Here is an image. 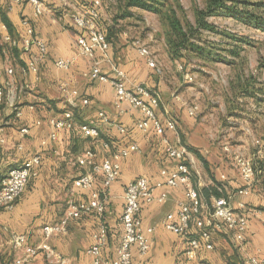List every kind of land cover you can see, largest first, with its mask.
Returning a JSON list of instances; mask_svg holds the SVG:
<instances>
[{
  "label": "crops",
  "instance_id": "1",
  "mask_svg": "<svg viewBox=\"0 0 264 264\" xmlns=\"http://www.w3.org/2000/svg\"><path fill=\"white\" fill-rule=\"evenodd\" d=\"M45 2L47 10L36 15L34 6L27 0H0V17L7 16L11 26L2 19L0 82L4 85L5 98L0 102V184L11 168L21 166L36 153L42 155L37 174L30 178L15 207L0 210V264H17V260H23V264H60V259H65L69 264H93L87 249L94 243V234L101 223L108 229L103 255L113 263L123 232L121 215L126 185L140 176L157 181L161 168L173 169L175 163L166 156L161 138L155 131L144 132L137 127V121L142 117L138 108L127 102L121 108L116 107L113 86L109 82L90 80L84 75L89 67V59L79 53L77 38L82 30L75 25L73 15L88 5L80 0H74L70 7L62 6L58 0ZM24 19L30 21L36 36L47 42L45 58L39 57L35 45L31 52H26L22 44L15 47L6 40L8 34L14 38L25 36ZM133 40L117 44L110 42L111 61H102L103 71L110 74L115 67L121 68L126 72L129 86L143 84L157 93L161 97L159 114L170 116L177 123V131L169 134L170 139L174 144L188 146V162L193 168L196 188L201 193L203 187L219 183L220 190L226 196H233L236 208H239L240 202L247 204L246 211L251 216L245 242L238 243L230 234L216 231L213 234L214 249L202 248L196 258L189 259L187 238L169 232L161 225L163 218L175 212L184 200V187L160 186L155 191L156 199L153 202L142 203L140 217L144 229L153 226L155 230L145 232L151 243L147 254L142 255L137 246L133 247L134 264H248L246 261L252 256L264 257V218L259 212L264 207H257L259 203L264 206V203L255 193L237 194L243 183L239 170L235 167L238 171L235 174L229 165H220L207 156L210 151L212 153V148L204 136L203 127L191 122L194 117L185 107L186 99L176 94L168 101L162 100L168 90L165 76L148 66L146 59L133 46ZM31 58L36 59L37 72L27 70ZM58 58L71 60V68H58L55 65ZM64 82L71 88H77L90 100L88 105L73 107L78 121L97 124L102 139L111 140L116 148L136 143L140 151L122 159L120 176L109 188L106 210L101 218L96 213L70 218L66 229L50 239L51 255L44 251L31 255L28 249L44 240L45 225L64 218L71 200L86 202L90 197V191L75 184V180L88 170L87 166L78 164V156L86 149L94 148L98 151L97 161H100L104 153L100 140L87 138L77 130H59L55 140L49 139L54 130L49 120L62 118L69 108L61 88ZM101 110L106 112L113 124L100 120L98 113ZM18 111H21L20 115ZM116 123L125 126L126 133H121ZM23 128L29 131L22 132ZM214 144L211 142V145ZM191 148L205 157L208 166ZM258 156L262 157L260 154ZM97 188H102L101 178L97 181ZM161 195L167 199L160 200ZM204 200L208 203L213 197L209 201ZM191 229V236L194 237V223ZM18 234L26 236L23 246L13 243V236Z\"/></svg>",
  "mask_w": 264,
  "mask_h": 264
},
{
  "label": "built area",
  "instance_id": "2",
  "mask_svg": "<svg viewBox=\"0 0 264 264\" xmlns=\"http://www.w3.org/2000/svg\"><path fill=\"white\" fill-rule=\"evenodd\" d=\"M21 1V0H17ZM34 6L35 14L41 15L47 10L45 0H27ZM62 6L70 7L74 0H58ZM102 0H91L90 5L80 9L73 15V21L82 32L77 38V47L79 53L89 59V67L85 76L90 80L109 82L115 90V105L118 108L127 102L141 111L142 117L137 121V127L144 132L155 131L161 138L164 145L166 156L175 167L170 169L162 167L160 170V179L152 180L147 176H140L128 183L125 187V203L121 215L123 233L120 245L117 250V256L113 263L104 258L103 248L108 240V229L104 223H101L98 231L94 234V243L87 249L88 254L93 259V264H134L133 247L137 246L139 252L145 255L151 249V243L146 236V231L152 233L155 227L149 226L144 229L143 221L140 217L141 206L143 202L151 203L156 199L155 191L160 186L184 187L185 197L179 203L175 212L168 213L162 220L161 225L169 232L187 238V257L194 259L202 248L213 250L215 245L213 234L216 231H224L230 234L238 243H243L247 239L249 227L250 212L246 211V204L239 203V208L233 205V196L213 197L211 205L206 203L199 190L193 182V168L188 162L189 150L187 147L174 144L169 134L177 131V123L170 116L159 114L160 96L143 84H132L129 86L127 75L121 68L115 67L112 73L103 71L102 61H111L110 49L111 43L107 38L106 31L99 26L101 17L100 8ZM26 30L22 38H14L11 35L6 36V40L13 46L20 44L26 52H31L32 46H37L39 57L45 58L48 52L47 42L36 36L33 26L28 19L23 20ZM3 25L0 17V29ZM133 46L138 50L148 64L157 74L164 73L163 66L152 51L150 45L136 38L133 40ZM101 57V58H98ZM55 65L64 70H69L72 61L69 59L58 58ZM183 69V66H180ZM27 70L38 71L36 59L31 58L27 64ZM9 72H13L11 69ZM186 82H193L194 77L189 72H184ZM62 91L66 96V103L69 108L65 111L62 118H51L50 125L54 128L49 139L55 140L59 130H77L83 136L100 140L103 153L101 160L97 161L98 151L94 148L86 149L78 156V164L87 166L88 170L82 173L76 180V186L90 191V197L86 202H77L71 200L68 206L67 214L60 221L47 224L43 227L44 240L38 246L28 249L29 254L36 255L39 251H44L48 255L53 253L50 246V239L63 232L70 218H79L85 214L96 213L100 218L106 210L108 191L111 185L117 180L121 173V161L133 152L140 151L136 143L127 146L113 148L112 143L100 139V128L92 122H80L76 119L73 107L79 104H90L89 98L85 97L77 88H71L67 82L62 83ZM5 98L4 85L0 82V102ZM185 107L188 113L197 117L200 113V105L197 102L186 101ZM21 111H18V115ZM100 120L113 124L112 120L105 111H99ZM121 133H126L127 128L120 123H116ZM28 128H23L22 132L27 133ZM264 148V139H257L255 142ZM238 168L242 180V185L237 190L238 195H248L251 193L256 182V167L252 158L242 154H233L234 151L226 146ZM42 162L40 153L34 154L21 166L13 167L7 175L1 180L0 184V210H12L19 197L24 193L30 178L37 174V168ZM102 179V188H97V181ZM165 195L160 196V200L165 201ZM264 218V209H259ZM194 223L197 235L192 237L191 224ZM13 243L16 246H23L26 243V236L18 234L13 236ZM60 264H69L65 259H60ZM248 264H264V257L252 256L246 261ZM17 264H23V260H17ZM144 264H150L145 262Z\"/></svg>",
  "mask_w": 264,
  "mask_h": 264
},
{
  "label": "rangeland",
  "instance_id": "3",
  "mask_svg": "<svg viewBox=\"0 0 264 264\" xmlns=\"http://www.w3.org/2000/svg\"><path fill=\"white\" fill-rule=\"evenodd\" d=\"M80 1L91 3V0ZM168 5H174L175 14L183 24L196 25V11L206 7V0H169ZM100 11L99 26L114 43L135 37L148 42L163 66L168 87L163 101L178 94L200 105L199 115L191 122L205 130L204 136L212 148L207 156L220 165H229L235 174L238 171L226 146L234 150L233 154L252 158L257 172L251 193L264 203V167L261 165L264 148L255 143L257 139H264V31L233 18L208 16L217 31L201 29L199 37L194 39L204 51L185 50L178 57L171 52L167 41L170 26L165 14L133 8L127 15L121 0H102ZM225 32L243 37L245 41L232 39ZM185 71L193 75V82H185ZM257 207L264 206L259 203Z\"/></svg>",
  "mask_w": 264,
  "mask_h": 264
},
{
  "label": "trees",
  "instance_id": "4",
  "mask_svg": "<svg viewBox=\"0 0 264 264\" xmlns=\"http://www.w3.org/2000/svg\"><path fill=\"white\" fill-rule=\"evenodd\" d=\"M121 2L123 11H125L127 15L131 13L130 10L133 8L153 11L160 15L165 14L170 26L167 41L171 48V52L178 57H181L185 50L200 53L204 51L202 50L203 47L196 44L194 39L199 37L201 29L217 31V27L208 21V16L233 18L246 26L255 27L264 31V0H206V7L196 11V25H192L190 22L183 24L175 14L174 5H168L169 0H121ZM166 6H168L167 10L165 9ZM168 10L171 12H169V15H167ZM2 19L11 27L7 16H3ZM225 34L232 39L245 41L243 37L227 32H225ZM106 35L111 42L107 31ZM99 138H103L101 133ZM103 140L112 143L111 140ZM113 148L116 147L113 145ZM193 152L203 161L205 166H208V161L198 150L193 149ZM261 165L264 167V160L261 161ZM220 188L221 185L216 182L215 185L203 187L201 190L202 194H200L208 201L212 197L226 196L224 191L220 190ZM208 203L211 205L212 200ZM194 234L197 235V230ZM191 235L192 234H190V236Z\"/></svg>",
  "mask_w": 264,
  "mask_h": 264
}]
</instances>
